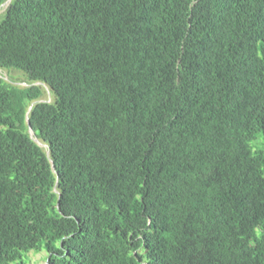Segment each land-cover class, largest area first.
Returning a JSON list of instances; mask_svg holds the SVG:
<instances>
[{
  "label": "trees",
  "instance_id": "obj_1",
  "mask_svg": "<svg viewBox=\"0 0 264 264\" xmlns=\"http://www.w3.org/2000/svg\"><path fill=\"white\" fill-rule=\"evenodd\" d=\"M0 69V264H264V0H11Z\"/></svg>",
  "mask_w": 264,
  "mask_h": 264
},
{
  "label": "rangeland",
  "instance_id": "obj_2",
  "mask_svg": "<svg viewBox=\"0 0 264 264\" xmlns=\"http://www.w3.org/2000/svg\"><path fill=\"white\" fill-rule=\"evenodd\" d=\"M0 78H2L5 81H11L17 86H21L20 84H23L26 82L24 76L22 73L14 70L10 71H4L0 69ZM46 95L48 96V90H46ZM260 139H257L256 141H252L251 145L254 149L261 148V142ZM41 148H44L40 146ZM46 253L44 251H36V252H29L26 255L27 264H46Z\"/></svg>",
  "mask_w": 264,
  "mask_h": 264
},
{
  "label": "clouds",
  "instance_id": "obj_3",
  "mask_svg": "<svg viewBox=\"0 0 264 264\" xmlns=\"http://www.w3.org/2000/svg\"><path fill=\"white\" fill-rule=\"evenodd\" d=\"M14 71H17V70H14ZM18 72H19V71H18ZM20 73H21V72H20ZM23 76H24V75H23ZM7 82H9L10 85L14 84V83H12L11 81H7ZM14 85H15V84H14ZM20 85H22L23 88L28 87V86H30V85H39V86H42V87L44 88V91H45V92H46V90H48V88L46 87V85H44V84L41 83V82H35V83H33V84H30V83H28V82L26 81L25 83L20 84ZM48 96H49V97H47V100H38V101H36V102H32V103L29 105V107L27 108L25 121H26V119H27L28 122H29L28 114H29V112H30L32 106H33L35 103H37V102H45V101H46V102H49V101L51 100L49 90H48ZM29 108H30V109H29ZM26 124H27V121H26ZM29 125H30V123H29ZM27 126H28V125H27ZM30 128H31V126H30ZM31 130H32V128H31ZM32 132H33V130H32ZM28 133H29V131H28ZM29 136H30V135H29ZM30 138H32L33 141H34V139H36V138H34V134H33V137H30ZM257 139H259V138H257ZM36 140L39 141L38 139H36ZM253 141H255V140H253ZM34 142H35V141H34ZM39 142L42 143L41 141H39ZM260 142H262V139H260ZM42 144H43V143H42ZM43 145H45V144H43ZM38 146H39V145H38ZM44 148H46V145H45ZM50 163H51V161H50ZM51 167L53 168L52 163H51ZM54 191L59 195V193L56 191V189H54ZM30 252H33V251H30ZM47 261H48V259H46V264H47Z\"/></svg>",
  "mask_w": 264,
  "mask_h": 264
},
{
  "label": "water",
  "instance_id": "obj_4",
  "mask_svg": "<svg viewBox=\"0 0 264 264\" xmlns=\"http://www.w3.org/2000/svg\"><path fill=\"white\" fill-rule=\"evenodd\" d=\"M29 109H30V108H29ZM26 121H27V125H28L29 135H30V137H33V132H32V130H31V128H30L29 122H28L27 119H26ZM34 141H35L39 146L45 147V145H43L42 143H40V142L37 141L36 139H34Z\"/></svg>",
  "mask_w": 264,
  "mask_h": 264
},
{
  "label": "bare ground",
  "instance_id": "obj_5",
  "mask_svg": "<svg viewBox=\"0 0 264 264\" xmlns=\"http://www.w3.org/2000/svg\"><path fill=\"white\" fill-rule=\"evenodd\" d=\"M11 0H7L6 2H4L1 6H0V15L5 13V9L8 6V4L10 3Z\"/></svg>",
  "mask_w": 264,
  "mask_h": 264
}]
</instances>
